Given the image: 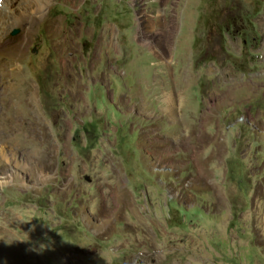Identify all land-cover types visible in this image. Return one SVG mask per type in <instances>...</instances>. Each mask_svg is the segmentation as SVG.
I'll list each match as a JSON object with an SVG mask.
<instances>
[{
    "label": "rangeland",
    "instance_id": "1",
    "mask_svg": "<svg viewBox=\"0 0 264 264\" xmlns=\"http://www.w3.org/2000/svg\"><path fill=\"white\" fill-rule=\"evenodd\" d=\"M3 21L0 264H264V0H54L20 58Z\"/></svg>",
    "mask_w": 264,
    "mask_h": 264
},
{
    "label": "bare ground",
    "instance_id": "2",
    "mask_svg": "<svg viewBox=\"0 0 264 264\" xmlns=\"http://www.w3.org/2000/svg\"><path fill=\"white\" fill-rule=\"evenodd\" d=\"M20 1L21 0H12V1L11 0H3L0 4L1 5L0 6V16L1 15L6 16L7 19L9 18L10 20H14L15 26L21 27L22 29H24V34L20 38H18L16 40V42L14 43V47L19 52V58L21 57V54H23L24 52H26L28 50L29 45H30V41H31V37H32L33 33L35 32L36 27L44 19L47 10L51 7L52 2L54 0H32L31 2L26 0L27 4H23ZM17 5H19V7H22V8L24 7L21 15H18V13L15 11ZM10 28H11V25L8 23V21H3L0 24V52L7 50V48L12 45L11 43H8L5 41V37H6ZM170 31H172V30H170ZM111 36H112V38H111V42L109 43V48H112L114 45V41H115L114 40V36H115L114 32H111ZM170 37H171V41H172L173 38L175 37V34L170 33ZM167 39H168V37H167ZM171 41L169 39V41L166 42L165 46L161 44L160 49H157L156 46L153 47V49H156L158 51L157 54L160 57V59L167 64L170 62L168 57L170 56V52L172 49V42ZM165 47H168V52L164 51ZM0 71H1V74L3 75V77L7 79V76H8V74H10V72H8L6 69H1ZM11 72H12V74L16 73V77H15L14 81L7 82L5 85V88L3 89V91L5 92V99L2 100V102H1V104H2V108H1L2 113L1 114L2 115L5 113V110L8 107V104H15V105L22 104L23 103L22 99H24V97L26 96L25 95L23 97V94L21 92L22 91V84H23V81H22L23 79H22V76L20 75L21 71H17L16 69H14ZM26 86L28 87V84ZM36 90L37 89L35 87L32 88V90L30 92V100H29L30 104L33 106L34 111H35L36 106H37ZM27 95H29V94H27ZM168 100H169V103H168L169 107L171 108L170 109V115H171V118L174 119V117H175L174 108H175V105L177 106V104H178L179 95L170 94V95H168ZM26 101H27V99H26ZM24 122H27V121L24 120ZM28 122H29V126H28L29 133L34 134V129L37 128V125H38V118L36 117V115L34 113L32 115V118L29 119ZM4 229L7 230L5 228V226L0 225V230L3 231Z\"/></svg>",
    "mask_w": 264,
    "mask_h": 264
},
{
    "label": "water",
    "instance_id": "3",
    "mask_svg": "<svg viewBox=\"0 0 264 264\" xmlns=\"http://www.w3.org/2000/svg\"><path fill=\"white\" fill-rule=\"evenodd\" d=\"M16 34H17V31L12 32V35H16Z\"/></svg>",
    "mask_w": 264,
    "mask_h": 264
},
{
    "label": "clouds",
    "instance_id": "4",
    "mask_svg": "<svg viewBox=\"0 0 264 264\" xmlns=\"http://www.w3.org/2000/svg\"><path fill=\"white\" fill-rule=\"evenodd\" d=\"M3 1V0H2ZM1 4V3H0ZM1 6V5H0Z\"/></svg>",
    "mask_w": 264,
    "mask_h": 264
}]
</instances>
